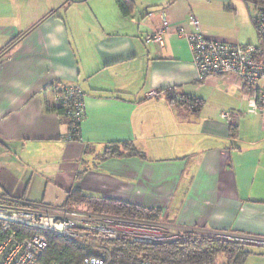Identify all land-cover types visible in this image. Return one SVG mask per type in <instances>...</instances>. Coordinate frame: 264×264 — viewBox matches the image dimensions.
Returning a JSON list of instances; mask_svg holds the SVG:
<instances>
[{
    "label": "crops",
    "instance_id": "obj_1",
    "mask_svg": "<svg viewBox=\"0 0 264 264\" xmlns=\"http://www.w3.org/2000/svg\"><path fill=\"white\" fill-rule=\"evenodd\" d=\"M190 14L207 38L249 43L237 0H133L129 15L115 0H0V195L58 208L79 189L158 209L167 235L241 243L254 251L243 264H264V112L236 76L198 81L177 35ZM163 17L168 33L147 42ZM57 83L84 93L75 138ZM119 143L144 158L101 157Z\"/></svg>",
    "mask_w": 264,
    "mask_h": 264
},
{
    "label": "built area",
    "instance_id": "obj_2",
    "mask_svg": "<svg viewBox=\"0 0 264 264\" xmlns=\"http://www.w3.org/2000/svg\"><path fill=\"white\" fill-rule=\"evenodd\" d=\"M251 21L258 36L257 44L207 38L201 31L198 18L192 14L187 18V28L177 27V35L184 38L190 48L198 81L210 76H236L248 91L249 111L264 112V88L257 86L258 82L264 81V7L254 9ZM169 28L168 20L163 17L155 29L145 35V40L159 44ZM52 92L54 104L70 120L69 136L73 137L78 133L85 115L84 93L78 85L66 83L55 84ZM155 94L156 92L152 91L149 96ZM229 115L227 112L223 113L225 117ZM15 208L0 209V264H42L41 256L48 248V240L42 231L91 247L92 241L127 239L131 242L158 243L209 237L193 231L165 235V231L156 223L66 207L52 208L32 204L28 208L21 206ZM15 225L30 228L33 233L29 236H19L13 229ZM158 233L164 238H157L154 241L153 236ZM80 264L126 263L112 262L107 253L105 257L96 255L84 257ZM135 264L159 263L141 258Z\"/></svg>",
    "mask_w": 264,
    "mask_h": 264
},
{
    "label": "trees",
    "instance_id": "obj_3",
    "mask_svg": "<svg viewBox=\"0 0 264 264\" xmlns=\"http://www.w3.org/2000/svg\"><path fill=\"white\" fill-rule=\"evenodd\" d=\"M120 12L129 15L133 8V0H115ZM253 8L264 7V0H243ZM176 103L188 104L194 111L201 107V101L191 98H170ZM192 102V104H190ZM56 111L62 110L56 107ZM76 136V135H75ZM74 136V138H75ZM139 155L144 158L129 143L111 144L106 147L101 157H121ZM4 201L14 206L28 208L32 204L19 202L4 193L0 195ZM59 207L77 210H85L95 214L137 219L146 222L157 223L160 218V210L145 209L136 205L117 200H111L100 196L84 193L79 189L70 190L65 201ZM19 236H29L33 233L30 228L21 225L13 226ZM48 240V248L41 256L42 264L57 262L59 264H80L87 256L105 257L109 253L112 262L135 264L139 259L145 258L159 264H243L246 258L254 251L247 245L216 240L211 237L188 238L186 240H174L170 242L144 243L131 242L127 239H118L104 242L100 253L94 252L93 247L99 241H92L93 246L81 244L75 241H67L50 232H41ZM101 243V242H99ZM223 258L225 262L218 261Z\"/></svg>",
    "mask_w": 264,
    "mask_h": 264
},
{
    "label": "rangeland",
    "instance_id": "obj_4",
    "mask_svg": "<svg viewBox=\"0 0 264 264\" xmlns=\"http://www.w3.org/2000/svg\"><path fill=\"white\" fill-rule=\"evenodd\" d=\"M233 1H235V0H233ZM237 1H239V3H242V5L244 7L247 6V4L243 0H237ZM248 6L250 7V28L245 29V28L240 26L241 27V33H244L247 36L246 42H249L250 44H257L258 43V39H257L256 29H255V26L253 25V23L251 21V17L254 14V8H253V6L251 4L248 5ZM223 24H226L225 26H229V28L233 27L235 24L239 25L238 22L234 23V22H231V21L225 22ZM257 86L264 88V81L258 82ZM15 207L20 208V206H14V205H11V204H9L7 202L0 201V209L12 210ZM165 235H167V234L165 233ZM157 238L162 239V238H164V236L161 235L160 233H158V235H154L153 236L154 241ZM103 246H105L104 242H101V243L97 242L96 244H94V247H93L94 252L100 253L102 251L101 248ZM218 261H219V263L220 262H225L223 258H219Z\"/></svg>",
    "mask_w": 264,
    "mask_h": 264
}]
</instances>
